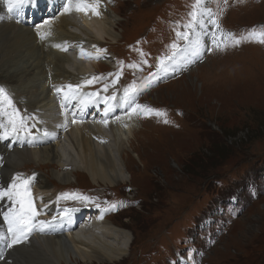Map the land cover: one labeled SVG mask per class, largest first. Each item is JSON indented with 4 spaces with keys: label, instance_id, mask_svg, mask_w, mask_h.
I'll use <instances>...</instances> for the list:
<instances>
[{
    "label": "rangeland",
    "instance_id": "1",
    "mask_svg": "<svg viewBox=\"0 0 264 264\" xmlns=\"http://www.w3.org/2000/svg\"><path fill=\"white\" fill-rule=\"evenodd\" d=\"M192 4L193 0H102L100 6L111 8L117 16L116 39L101 32V43H95L82 34L86 41L99 44L97 49L108 52L109 62L99 60V65L96 55L104 53L97 49L82 57L87 78L73 85L77 99L80 84L93 77L99 79L85 83L87 87L119 100L123 90L131 85L137 88L159 72L160 61L173 51L171 45L184 47L177 32L186 30L183 26L190 19ZM207 6L217 13L220 26L237 37L253 28L261 31L259 26L264 25V0H228L227 4L224 0H207ZM60 16L58 8L52 20ZM98 16L105 24L104 15ZM47 18L42 15L29 24L33 29L51 25L45 39H35L37 54L47 53L42 49L45 47L61 56L54 44L58 45L65 36ZM44 20L49 23L43 24ZM14 21L20 24L19 18L14 17ZM208 28L215 30L211 24ZM207 38L209 42H203V46L211 51H203L199 58L186 53L177 56L165 73L139 93L136 101L163 110L169 123L163 122L164 116L136 115L138 129L127 134L136 151L126 152L129 157L125 159L124 182L107 187L96 185L82 166L79 175L62 183L52 175L62 167L40 165L37 156H31L32 165L17 171L26 177H38L31 191L41 220L47 218L44 208L49 210L58 198L62 207L90 204L101 212L112 203L123 202L124 206L115 211L103 213L130 233V247L122 259L107 264H264V44L244 42L220 51L213 47L208 35ZM186 48L187 44L183 49ZM137 49L144 53L143 57ZM145 60L147 63L142 62ZM53 61L45 65L53 67ZM23 65L15 64L9 71H19ZM4 69H0V80L6 74ZM71 70L77 73L75 68ZM51 73L47 74L50 82ZM12 84L6 88L1 82L0 86L12 95L22 115L33 117L27 121L33 137L38 134L44 114L38 110L29 113L26 98ZM105 85L107 91L103 90ZM75 104L71 101L58 109L72 116ZM44 129L47 127L40 128ZM79 153L76 156H81ZM46 183L48 188H42ZM36 193L43 196L40 201ZM65 193L78 198H65ZM71 264L83 263L72 259Z\"/></svg>",
    "mask_w": 264,
    "mask_h": 264
},
{
    "label": "bare ground",
    "instance_id": "2",
    "mask_svg": "<svg viewBox=\"0 0 264 264\" xmlns=\"http://www.w3.org/2000/svg\"><path fill=\"white\" fill-rule=\"evenodd\" d=\"M57 7L61 10V16L54 21L52 17L58 10ZM98 10L102 16L104 15L105 24H101L99 16L92 15L90 11L87 15L75 11L71 14H62L60 0H39V5L36 0H32V4L25 6L19 13L8 12L4 0H0V69L5 68L3 73H6L2 74L3 78L0 81L6 88L13 83L14 87L21 90V96L28 102L25 106L29 113L35 114L38 110L39 113L44 114L40 118L41 124L35 136H26L21 132L19 138L9 137L0 141V185L10 182L11 178L18 173L17 171L32 165L29 163L32 162L31 156H37L40 165L61 166L62 169L56 168L52 175L62 183H69L71 177L79 175L78 171L82 166L83 172L87 173L96 185L107 187L126 180L124 165L126 167L125 159L129 157L126 152L130 149L136 151L133 143L128 142L127 134H134L138 124L136 115H129L131 108L123 100L124 90L120 93L119 100L118 98L113 100L110 97V102L107 104L108 96L99 95L97 90L87 87V83H82L80 85L88 89L82 90V87H79L81 94L80 98L73 100L76 104L72 116L61 114L62 111L58 109L62 107L64 93L69 91L66 86L77 85L86 77L87 68L85 69L82 57L90 54L87 53L88 51L96 50L100 46L95 44L101 43L98 39L100 33L105 32L109 37L116 39L115 12L107 6H100ZM42 15L44 18L48 17L47 19L57 27L56 29L62 32V36H65L63 37L65 39L58 41L61 56L54 55V51L47 50L44 45L42 49L47 53L42 56L37 54L35 45L37 33L49 30L51 25L40 28L36 26L33 29L29 24ZM14 17L19 18L20 24L14 21ZM96 21L101 25L96 24ZM208 29L207 24L202 31L208 32ZM88 30L92 33L91 35ZM82 34L90 37L95 43L83 39ZM203 42L204 44L209 42L207 35L203 37ZM183 44L186 47L185 41ZM82 49L84 55H82ZM103 53L106 55L98 53L96 57L101 58L95 59L98 63L101 60L102 63L108 64V52L103 51ZM48 60L50 62L54 60L53 67L48 65L50 63ZM192 60L188 62L192 63ZM21 62L24 65L19 71H9L11 66ZM45 62L48 64L45 65ZM170 62L167 61V65ZM184 63L188 66L187 59ZM99 65L102 64L99 63ZM71 68H75L77 73H74ZM171 68L173 69V66ZM50 72H52L51 82L47 75ZM162 73L165 71L160 68L159 72L141 82L136 88L138 93ZM57 88L62 90L57 92ZM91 93L98 95L89 96ZM136 103L142 104L137 101ZM15 105L18 108V104L15 103ZM106 109L110 110L106 113ZM55 112L58 113V117ZM49 119L53 122H48ZM105 120L107 124L102 123ZM45 126L47 129L40 130ZM117 132L119 136H116ZM45 133L49 135L45 136ZM29 141L32 142L29 143ZM78 152L81 156L78 154L76 156ZM44 158L50 163L45 162ZM36 177L34 180H38ZM52 181L49 179V182ZM47 183L42 188H48ZM42 197L38 195L36 198L40 201ZM7 203L6 200L0 201V211L6 210ZM59 204L57 199L49 210L44 208L43 212L47 214V218L42 214L44 216L42 220L50 222L44 232L35 231L36 234L32 233L27 241L15 245L12 249L0 248V257H2L0 264H71L72 259H78L83 264L94 262L107 264L120 260L127 254L131 241L130 233L113 224L101 210H95L92 207L87 210L83 207L79 208L77 204L67 207ZM85 215L88 216L87 221L82 223ZM41 218L36 217L37 220ZM78 218L82 219L77 221ZM5 227L0 217V229Z\"/></svg>",
    "mask_w": 264,
    "mask_h": 264
},
{
    "label": "snow or ice",
    "instance_id": "3",
    "mask_svg": "<svg viewBox=\"0 0 264 264\" xmlns=\"http://www.w3.org/2000/svg\"><path fill=\"white\" fill-rule=\"evenodd\" d=\"M62 5V14H71L75 12H83L87 15L90 11L92 15H99V6L102 0H60ZM7 5L8 12L22 11L25 6H30L32 0H4ZM37 5H39V0H36ZM228 0H224V4H227ZM192 10L188 13L189 21L183 27L186 29L184 32H177V36L184 40L188 48L181 50L177 44L173 43L171 48L173 49L171 55L164 57L158 67L163 68L167 71L168 65L166 61L175 62L176 57L182 54H187L188 56H194L199 58L201 53L205 50L211 51V49H205L203 46V37L208 35L213 47L217 50L223 51L227 47L239 46L241 43H261L264 44V25L259 26L261 31H257L256 28L248 30L247 33L237 37L234 33L224 30L219 22L217 13H214L211 8L207 6V0H193L191 6ZM223 8L220 9L222 14ZM207 18V19H205ZM48 20H44L43 24H48ZM206 24H211L214 26V31L209 30L208 32L202 31ZM42 27V25H37V28ZM50 33L39 32L37 35L40 39H45ZM60 47V45H56ZM95 47V45L93 46ZM66 50V49H63ZM98 52L104 51L103 49H97ZM139 54L143 57L144 53L139 51ZM82 49V55H84ZM90 55V54H89ZM97 56L96 59H100ZM147 63V61H142ZM131 67H136V65H130ZM111 75V74H110ZM118 78V77H117ZM98 77H93L92 80L86 81L85 83L91 84L95 82ZM116 81L114 80L113 83ZM69 91L64 93V100L62 101V106L67 107L69 102L76 100L78 93L73 90L72 85L66 86ZM77 88L80 86H76ZM62 89L57 88L56 91L60 92ZM104 91H107V85H105ZM98 95L97 93H91L89 96ZM139 93L134 85L129 86L124 90V102L131 108L129 115H137L141 117L148 116H164V123H169L166 118V112L163 110L154 109L148 105L136 103ZM109 99V98H106ZM110 99L115 100L116 97L113 96ZM110 109H106L109 111ZM29 117L27 115H22L19 109L16 107L12 95L2 86H0V141L6 140L9 137L19 138L20 133L23 132L26 136H31L32 133L27 124ZM102 123L107 124V121H102ZM35 127V124L31 125ZM49 135L45 133V136ZM32 141H29L31 143ZM35 177H25L22 173L15 174L11 181L0 185V201H7L6 210L0 211V217H2L5 228L0 229V248L5 250L12 249L15 245L21 244L27 241L29 236L35 232H44L47 227H49V221L37 220L36 217L39 216L40 210L35 206V197L31 191V185ZM78 198L75 194H62L63 197L68 198ZM85 201L89 200L88 197H79ZM59 199V198H58ZM124 206L123 202H116L109 205L108 208L102 210L103 212L115 211L118 207ZM55 219V217L53 218ZM39 225V227H37ZM2 258V257H0Z\"/></svg>",
    "mask_w": 264,
    "mask_h": 264
}]
</instances>
